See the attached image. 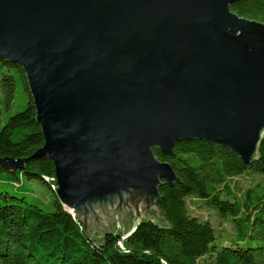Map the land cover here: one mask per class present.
<instances>
[{"label": "water", "instance_id": "obj_1", "mask_svg": "<svg viewBox=\"0 0 264 264\" xmlns=\"http://www.w3.org/2000/svg\"><path fill=\"white\" fill-rule=\"evenodd\" d=\"M236 0H0V59L19 64L43 144L0 156L54 166L55 193L84 230L145 214L178 177L153 149L217 143L251 164L264 136V22Z\"/></svg>", "mask_w": 264, "mask_h": 264}, {"label": "trees", "instance_id": "obj_2", "mask_svg": "<svg viewBox=\"0 0 264 264\" xmlns=\"http://www.w3.org/2000/svg\"><path fill=\"white\" fill-rule=\"evenodd\" d=\"M230 9L264 22V0H236ZM26 93L23 108L8 113L16 85ZM43 144L40 126L22 67L0 59V156H29ZM178 177L158 187V205L166 221L145 217L123 239L122 231L105 230L93 237L55 193L53 162L45 155L8 172L16 189L23 178H37L52 192L51 208L0 189V264H264V136L251 164L225 147L197 138L176 142L171 154L153 149ZM254 178L247 187L237 177ZM196 199L231 225L226 232L191 213ZM218 232L215 233L214 226ZM128 231V230H127ZM118 241H121L122 247Z\"/></svg>", "mask_w": 264, "mask_h": 264}, {"label": "rangeland", "instance_id": "obj_3", "mask_svg": "<svg viewBox=\"0 0 264 264\" xmlns=\"http://www.w3.org/2000/svg\"><path fill=\"white\" fill-rule=\"evenodd\" d=\"M27 100L26 93L20 88L19 84L16 85L15 93H14V99L10 106L9 110H5L2 112V118L6 116L8 113H13L21 108L24 107ZM254 176L251 175H241L237 177L236 181L239 186L247 187L250 185V182L253 180ZM0 189L8 190L13 193L20 194L22 192L26 193V196L29 200L35 199L36 203L44 208H51V199H52V192L48 188L47 184L43 183L41 180L37 178L32 179H26L23 178L21 180V187L16 189L15 185L12 182V178L4 171H0ZM188 205L191 210V213L195 216H198L201 219H207L215 226L221 225L222 228L226 230V232H221L222 234H226L227 232L231 231V225L229 223H224L219 219V217L216 216V214L207 209L205 206L201 204L200 201L196 199H188ZM145 217L153 218L155 221L159 222L160 219H158L154 213L147 212L145 214ZM134 218L128 215V220H124L123 223H116V221H112L111 219H103L104 223L98 226L97 231L94 230H88V234L91 236H95L96 233L100 234L105 230H115L118 229L122 231L124 234H126L132 224H133ZM213 225V226H214ZM214 226L215 233L218 232L217 227ZM220 227V226H219ZM128 230V231H127ZM122 245V244H121Z\"/></svg>", "mask_w": 264, "mask_h": 264}, {"label": "built area", "instance_id": "obj_4", "mask_svg": "<svg viewBox=\"0 0 264 264\" xmlns=\"http://www.w3.org/2000/svg\"><path fill=\"white\" fill-rule=\"evenodd\" d=\"M54 188H56V186H54ZM118 244H119L120 247H122L121 241H118Z\"/></svg>", "mask_w": 264, "mask_h": 264}]
</instances>
